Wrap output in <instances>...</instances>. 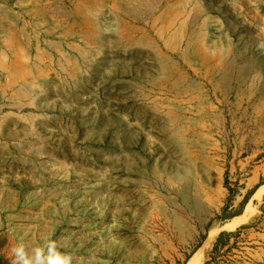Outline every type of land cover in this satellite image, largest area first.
<instances>
[{"label": "rangeland", "instance_id": "obj_1", "mask_svg": "<svg viewBox=\"0 0 264 264\" xmlns=\"http://www.w3.org/2000/svg\"><path fill=\"white\" fill-rule=\"evenodd\" d=\"M240 227L220 264H264V0H0V264H203Z\"/></svg>", "mask_w": 264, "mask_h": 264}, {"label": "trees", "instance_id": "obj_2", "mask_svg": "<svg viewBox=\"0 0 264 264\" xmlns=\"http://www.w3.org/2000/svg\"><path fill=\"white\" fill-rule=\"evenodd\" d=\"M249 229V227L237 228L234 233H221L213 245V248L208 256V259L203 264H220L223 262L222 258L225 257L227 250L226 247L229 244V240L232 237H237L242 231Z\"/></svg>", "mask_w": 264, "mask_h": 264}, {"label": "bare ground", "instance_id": "obj_3", "mask_svg": "<svg viewBox=\"0 0 264 264\" xmlns=\"http://www.w3.org/2000/svg\"><path fill=\"white\" fill-rule=\"evenodd\" d=\"M214 236H215V230H211L208 234V240L206 241L205 246L210 243V241L213 239ZM202 253H203V249H201L198 253H196L188 264H201Z\"/></svg>", "mask_w": 264, "mask_h": 264}]
</instances>
